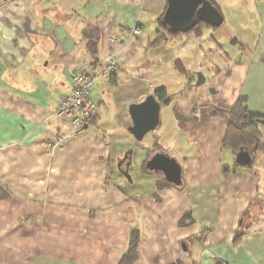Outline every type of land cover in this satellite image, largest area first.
I'll return each mask as SVG.
<instances>
[{"label": "crops", "instance_id": "0c3cea01", "mask_svg": "<svg viewBox=\"0 0 264 264\" xmlns=\"http://www.w3.org/2000/svg\"><path fill=\"white\" fill-rule=\"evenodd\" d=\"M212 1L220 28L151 48L167 0H0V264H119L133 230L139 264H264V154L224 175L236 156L223 149L229 120L213 116L240 99L264 116V0ZM136 25L140 37L109 42ZM89 29L120 72L92 90L100 133L51 149ZM159 88L170 103L137 141L129 107Z\"/></svg>", "mask_w": 264, "mask_h": 264}, {"label": "trees", "instance_id": "16d2710c", "mask_svg": "<svg viewBox=\"0 0 264 264\" xmlns=\"http://www.w3.org/2000/svg\"><path fill=\"white\" fill-rule=\"evenodd\" d=\"M211 4L220 12L216 4L209 0ZM221 13V12H220ZM164 17V16H163ZM163 17L158 20L161 27V31L158 33L157 38L151 43V48L160 47L168 37L173 36L169 30V27L164 24ZM203 28H212L207 23L200 21L199 24L188 34H198ZM180 35V34H175ZM87 50L91 57V61L99 64L100 59L98 58V45L100 42V33L97 29H89L86 33ZM180 66V65H179ZM180 71L186 73L185 69L182 67ZM160 104H169L171 98L169 97L167 90L165 88H159L153 94ZM214 117L220 119H228L229 125L226 133V137L223 141V149L230 150L235 156H237L242 151L249 153L251 157V165L248 167H253L254 155L257 153L264 154V145L262 144V134L260 127L264 125V116L251 113L246 105L245 99H240L237 105L233 108H221L214 110ZM97 117L91 122L94 125ZM83 132V131H82ZM238 166L236 163L232 168L224 167V175L229 174ZM254 206V205H253ZM253 206L249 207L248 210L241 217L239 228L236 231L234 238V245H239L244 237L245 233L252 226L251 219ZM183 222L180 223L182 225ZM208 235V232L202 233L199 237L193 238L192 241L203 242ZM140 232L139 230H133L129 236L127 242V248L119 262V264H139L140 254Z\"/></svg>", "mask_w": 264, "mask_h": 264}, {"label": "built area", "instance_id": "2783aa9c", "mask_svg": "<svg viewBox=\"0 0 264 264\" xmlns=\"http://www.w3.org/2000/svg\"><path fill=\"white\" fill-rule=\"evenodd\" d=\"M141 34V27L136 25L131 29L128 39L110 37L109 42L119 44L137 38ZM119 72V66L111 54H106L99 64L84 59L70 69L71 89L69 94L61 98L56 112V118L65 126L66 132L61 133L57 141L51 144V149L63 145L67 139L84 131L85 126L91 124L99 113V106L92 99V90L96 81L99 78L110 79Z\"/></svg>", "mask_w": 264, "mask_h": 264}, {"label": "water", "instance_id": "95a60500", "mask_svg": "<svg viewBox=\"0 0 264 264\" xmlns=\"http://www.w3.org/2000/svg\"><path fill=\"white\" fill-rule=\"evenodd\" d=\"M200 21L213 28L223 25L222 14L211 4L209 0H167V9L163 22L169 27L172 34L190 33ZM205 83V77L200 73L197 86ZM161 104L154 95H149L140 104L129 107V114L133 122L130 133L137 141L154 132L160 123ZM85 126L84 130H87ZM235 163L240 167L251 165V157L248 152L242 151L236 156Z\"/></svg>", "mask_w": 264, "mask_h": 264}, {"label": "rangeland", "instance_id": "374dc122", "mask_svg": "<svg viewBox=\"0 0 264 264\" xmlns=\"http://www.w3.org/2000/svg\"><path fill=\"white\" fill-rule=\"evenodd\" d=\"M142 35V34H141ZM140 35V36H141ZM139 36V37H140ZM138 38V37H137ZM150 38H152V40L154 39V36L153 35H150ZM228 50H230L231 51V48H232V46H227L226 47ZM88 128H89V126H88ZM85 131V130H84ZM87 132H89V133H94V132H96V133H100V129H95L93 126H90V128L87 130ZM79 133H82V132H79ZM152 133V132H151ZM149 135V134H148Z\"/></svg>", "mask_w": 264, "mask_h": 264}]
</instances>
